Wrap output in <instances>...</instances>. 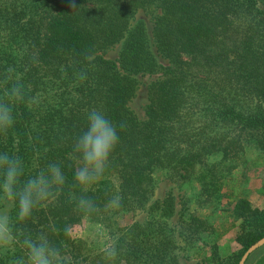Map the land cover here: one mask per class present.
Masks as SVG:
<instances>
[{"label":"trees","instance_id":"trees-1","mask_svg":"<svg viewBox=\"0 0 264 264\" xmlns=\"http://www.w3.org/2000/svg\"><path fill=\"white\" fill-rule=\"evenodd\" d=\"M151 8L161 10L153 37L167 65L152 52L144 24L133 23L140 9ZM120 42L119 64L98 54ZM9 69L26 95L14 105L15 126L0 134V151L22 158L26 176L51 162L61 163L67 176L58 200L18 228L33 236L45 232L63 244L72 264L106 262L94 241L69 239L64 226L89 222L90 231L121 230L119 217L146 206L160 172L175 182L198 183L179 213L184 238L193 243L213 229L199 210L218 209L228 184L237 195L236 171L250 155H264V0H0V87ZM81 70L84 81L76 78ZM146 72L161 76L149 87L146 119L140 120L129 102L136 75ZM92 108L117 125L120 143L100 182L84 193L74 181L77 162L70 153ZM113 194L121 195L122 207L105 211ZM81 195L100 211L91 217L77 211L69 198ZM152 207L144 224L130 225L116 238V264H180L168 221L173 198ZM233 214L243 249L226 257L227 264H239L264 237V208L242 196ZM212 249L209 259L219 260L218 246ZM18 255L19 246L0 264Z\"/></svg>","mask_w":264,"mask_h":264},{"label":"clouds","instance_id":"clouds-1","mask_svg":"<svg viewBox=\"0 0 264 264\" xmlns=\"http://www.w3.org/2000/svg\"><path fill=\"white\" fill-rule=\"evenodd\" d=\"M85 61L91 54L83 53ZM80 81L87 79L86 70L76 73ZM0 87V134H6L15 126L14 105L25 100V85L19 76H13L12 70L2 78ZM86 128L76 136L72 144L70 158L77 162L73 178L81 191L88 193L93 185L100 182L106 173L110 158L120 143L117 125L106 114L97 108L86 113ZM126 125L121 122L120 130ZM67 176L61 163L51 162L41 168L35 175L26 176L25 163L18 155L8 151H0V253H8L20 247L22 255L14 256L10 264H72L63 244L52 242L48 235L41 231L35 236L30 232L22 233L19 222H25L33 217L34 211L55 203ZM75 200V208L82 215L91 217L100 211L95 201L85 195ZM13 202L14 213L8 210L7 202ZM122 207V197L113 194L104 204L105 211H117ZM59 231V230H55ZM74 226L65 225L63 233L69 239L73 238ZM106 264H116L119 249L106 241L100 249Z\"/></svg>","mask_w":264,"mask_h":264},{"label":"rangeland","instance_id":"rangeland-1","mask_svg":"<svg viewBox=\"0 0 264 264\" xmlns=\"http://www.w3.org/2000/svg\"><path fill=\"white\" fill-rule=\"evenodd\" d=\"M161 10L158 8L140 9L135 15L133 23L142 22L146 28L151 43V50L155 54L157 60L163 64H169V60L162 56L157 49L153 37L155 20L160 15ZM122 43L114 44L98 52L104 58L116 61L119 64L120 51ZM161 73L146 72L138 73V80L135 95L129 102L130 108L134 114L140 119H146V108L149 103V87L151 83L157 80ZM250 130V129H248ZM252 130V129H251ZM254 149V148H250ZM250 159L245 165L240 167L236 173L239 193L233 195L231 186L228 184L223 190L222 197L218 204V209L212 208L199 210L204 216L208 217L209 222L213 225L212 231L202 234L193 243L187 242L184 238V228L179 220V213L182 209V202L186 198H191L198 191V183L192 178L181 182H175L167 178L163 173L157 174V182L154 193L146 206L136 209L134 212L124 216H120L118 225L121 230L115 229L113 233H103L95 228L89 230L90 223L83 222L76 225L73 231V237H82L84 239L95 242L97 250L101 249L106 241L116 243V238L122 234L123 230L128 226L140 223L144 224L149 216V211L156 202L162 203L164 199H172L174 201V210L170 214L168 221L175 230L176 249L175 253L180 264H227L225 258L233 253H238L243 249V245L238 241L240 234V220L236 219L233 210L239 197L247 196L254 206L264 208V172L263 162L264 155ZM8 210L11 212L13 202H7ZM218 246L219 260L212 261V246ZM15 249L8 253H0V258L13 256ZM10 261V260H9ZM245 264H264V245L256 249L246 260Z\"/></svg>","mask_w":264,"mask_h":264},{"label":"water","instance_id":"water-1","mask_svg":"<svg viewBox=\"0 0 264 264\" xmlns=\"http://www.w3.org/2000/svg\"><path fill=\"white\" fill-rule=\"evenodd\" d=\"M262 245H264V237H262L261 239H259L256 243L252 244L242 255L239 264H245L246 260L248 259V257L259 247H261Z\"/></svg>","mask_w":264,"mask_h":264}]
</instances>
